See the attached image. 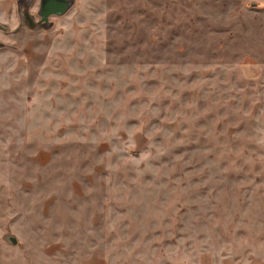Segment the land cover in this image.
<instances>
[{
    "label": "rangeland",
    "instance_id": "374dc122",
    "mask_svg": "<svg viewBox=\"0 0 264 264\" xmlns=\"http://www.w3.org/2000/svg\"><path fill=\"white\" fill-rule=\"evenodd\" d=\"M70 2L0 0V264H264V0Z\"/></svg>",
    "mask_w": 264,
    "mask_h": 264
},
{
    "label": "water",
    "instance_id": "95a60500",
    "mask_svg": "<svg viewBox=\"0 0 264 264\" xmlns=\"http://www.w3.org/2000/svg\"><path fill=\"white\" fill-rule=\"evenodd\" d=\"M70 6V0H40L39 14L41 16V20L39 22L47 20L52 14L61 15L65 13ZM20 17L23 24L30 27L36 25V22H32L26 6L20 10ZM10 241L12 244H17V239L14 236L10 237Z\"/></svg>",
    "mask_w": 264,
    "mask_h": 264
}]
</instances>
